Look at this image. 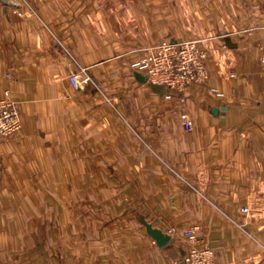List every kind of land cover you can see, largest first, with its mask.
Returning a JSON list of instances; mask_svg holds the SVG:
<instances>
[{"label":"crops","instance_id":"0c3cea01","mask_svg":"<svg viewBox=\"0 0 264 264\" xmlns=\"http://www.w3.org/2000/svg\"><path fill=\"white\" fill-rule=\"evenodd\" d=\"M165 38L206 49V82L139 83ZM263 43L264 0H0L22 121L0 138V264H184L195 225L216 264H264Z\"/></svg>","mask_w":264,"mask_h":264},{"label":"built area","instance_id":"2783aa9c","mask_svg":"<svg viewBox=\"0 0 264 264\" xmlns=\"http://www.w3.org/2000/svg\"><path fill=\"white\" fill-rule=\"evenodd\" d=\"M259 60L264 67V43L259 47ZM206 49L196 40L162 39L133 63L147 75V81L161 84L169 89L183 93L192 84H203L207 81L209 72L205 64ZM89 77L79 78L78 73H71L69 81L74 88H79L82 81ZM20 113L13 100L5 95L0 97V138H8L21 128ZM183 126L186 130L192 128L191 119L184 116ZM247 211L246 207L242 208ZM198 226H192L183 231L191 242L185 254L184 264H216L214 250L196 234Z\"/></svg>","mask_w":264,"mask_h":264},{"label":"water","instance_id":"95a60500","mask_svg":"<svg viewBox=\"0 0 264 264\" xmlns=\"http://www.w3.org/2000/svg\"><path fill=\"white\" fill-rule=\"evenodd\" d=\"M2 1H5V2H8V0H2ZM235 46V45H234ZM144 82H147L149 85L151 86H162L161 84H156V83H153L151 81H147V75L143 72H140L139 73V83L142 84ZM153 233V237L157 240V242H161L169 237H166L164 236L163 234H161V232H158V231H154L152 232Z\"/></svg>","mask_w":264,"mask_h":264}]
</instances>
